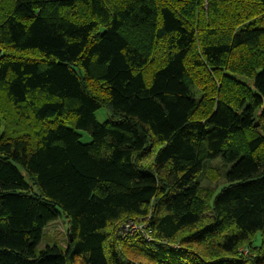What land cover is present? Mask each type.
I'll list each match as a JSON object with an SVG mask.
<instances>
[{"label": "trees", "instance_id": "1", "mask_svg": "<svg viewBox=\"0 0 264 264\" xmlns=\"http://www.w3.org/2000/svg\"><path fill=\"white\" fill-rule=\"evenodd\" d=\"M0 48V264H264V0H0Z\"/></svg>", "mask_w": 264, "mask_h": 264}, {"label": "rangeland", "instance_id": "2", "mask_svg": "<svg viewBox=\"0 0 264 264\" xmlns=\"http://www.w3.org/2000/svg\"><path fill=\"white\" fill-rule=\"evenodd\" d=\"M108 109L102 108L97 111L96 119L99 123H104L108 120ZM82 134V142L83 143H90L91 138L90 136L80 131ZM225 168L223 161L221 158H217L207 163L206 165V172L205 177L203 178L202 186L205 188L217 186L222 187L225 185ZM24 174V172H23ZM199 179V177H198ZM202 183V182H201ZM138 225V224H137ZM142 223L139 222V226ZM138 226V227H139ZM68 233H67V226L62 219L54 221L49 224V226L43 231V237L41 243L38 245L37 251L41 252L48 247H62L65 249L67 247L68 241Z\"/></svg>", "mask_w": 264, "mask_h": 264}, {"label": "built area", "instance_id": "3", "mask_svg": "<svg viewBox=\"0 0 264 264\" xmlns=\"http://www.w3.org/2000/svg\"><path fill=\"white\" fill-rule=\"evenodd\" d=\"M135 230H139V227L133 223L128 224L127 227L125 228L126 232L135 231ZM148 235H150V234H148Z\"/></svg>", "mask_w": 264, "mask_h": 264}, {"label": "water", "instance_id": "4", "mask_svg": "<svg viewBox=\"0 0 264 264\" xmlns=\"http://www.w3.org/2000/svg\"><path fill=\"white\" fill-rule=\"evenodd\" d=\"M2 54V50H1V48H0V55Z\"/></svg>", "mask_w": 264, "mask_h": 264}]
</instances>
